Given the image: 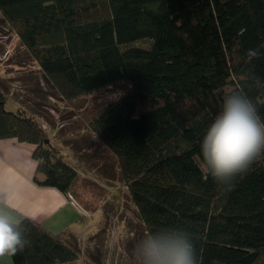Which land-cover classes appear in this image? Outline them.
Wrapping results in <instances>:
<instances>
[{
  "label": "trees",
  "instance_id": "1",
  "mask_svg": "<svg viewBox=\"0 0 264 264\" xmlns=\"http://www.w3.org/2000/svg\"><path fill=\"white\" fill-rule=\"evenodd\" d=\"M0 14L60 98L124 85L87 129L116 158L148 236L187 233L198 264H264V153L222 185L200 149L228 93L246 95L264 120V0H0ZM249 49L261 56L246 62ZM8 99L0 84V140L34 144L36 182L92 208L103 187L63 158L38 116L8 110ZM19 223L27 244L9 264L78 258L68 232Z\"/></svg>",
  "mask_w": 264,
  "mask_h": 264
},
{
  "label": "rangeland",
  "instance_id": "2",
  "mask_svg": "<svg viewBox=\"0 0 264 264\" xmlns=\"http://www.w3.org/2000/svg\"><path fill=\"white\" fill-rule=\"evenodd\" d=\"M33 67H36V62L0 14V84L9 96L6 108L15 110L24 106L28 112L40 116L39 124L45 126L42 128L48 135L58 126L57 138L65 135L66 131L74 134L78 131L81 143L64 142L67 147L60 146L62 156L78 167L85 175V181H93L104 189L96 191L91 199L93 203L89 206L92 208L79 204L70 192L74 200L69 199L80 205L86 220L80 213L77 222L68 228L78 229L84 226V221L88 227L82 245L78 248L80 264H84L82 260L90 261V264H138L137 245L148 235L125 184L119 178L116 158L97 141H93L89 132L87 135L79 131L83 127L87 129L88 118L105 103L116 98L124 85L119 83L67 101L50 89L43 75ZM12 91L16 93L11 94ZM87 199L90 200L89 197ZM66 237L75 240L70 233Z\"/></svg>",
  "mask_w": 264,
  "mask_h": 264
},
{
  "label": "clouds",
  "instance_id": "3",
  "mask_svg": "<svg viewBox=\"0 0 264 264\" xmlns=\"http://www.w3.org/2000/svg\"><path fill=\"white\" fill-rule=\"evenodd\" d=\"M259 49L246 52V62L258 59ZM205 169L222 185L248 170L264 153V120L250 98L239 91L225 95L222 107L208 126L200 144ZM4 208L6 202H0ZM27 244L19 222L0 210V257L16 255ZM138 264H198L194 245L181 230L157 231L136 248Z\"/></svg>",
  "mask_w": 264,
  "mask_h": 264
},
{
  "label": "crops",
  "instance_id": "4",
  "mask_svg": "<svg viewBox=\"0 0 264 264\" xmlns=\"http://www.w3.org/2000/svg\"><path fill=\"white\" fill-rule=\"evenodd\" d=\"M32 69L40 73L37 64ZM15 70L18 71L19 69ZM13 93L15 94L16 91H12L11 94ZM76 117L73 116V118ZM55 123V125H58L57 122ZM60 125L63 126V124ZM58 128V126H55L50 137L53 145H56L60 151L61 145L67 147L64 143L66 141H73L77 145L81 143L78 131L75 134L66 131L65 135L57 138ZM79 131L82 134L89 135L88 129L84 127ZM73 135L74 138H72ZM90 136L93 141H96L92 135ZM33 149L34 144L31 143L18 142L15 139L0 140V202H6L9 206L4 208L3 204H0V210L7 211L17 222L23 218H28L40 223L53 233L68 232L75 237L79 248L82 245L84 234L88 232L85 221L84 226L78 229L68 227L77 222L78 214L81 213L82 217L85 218L84 220H86V217H84L79 205L69 199L65 193L55 187L41 185L36 182L34 178L42 179L43 175L36 171L37 162L32 156ZM72 165L81 173L74 163ZM0 262L1 264H9L11 257H0ZM82 262L90 264V261L85 262L82 260ZM64 264H80V257L78 256L76 260Z\"/></svg>",
  "mask_w": 264,
  "mask_h": 264
},
{
  "label": "built area",
  "instance_id": "5",
  "mask_svg": "<svg viewBox=\"0 0 264 264\" xmlns=\"http://www.w3.org/2000/svg\"><path fill=\"white\" fill-rule=\"evenodd\" d=\"M43 126V128H45V126L44 125H42ZM68 198H71L72 199V197L71 196H69ZM75 202V201H74Z\"/></svg>",
  "mask_w": 264,
  "mask_h": 264
}]
</instances>
